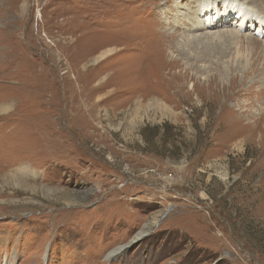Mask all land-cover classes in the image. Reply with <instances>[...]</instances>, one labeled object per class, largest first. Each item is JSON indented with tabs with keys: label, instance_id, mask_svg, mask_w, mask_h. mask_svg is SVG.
<instances>
[{
	"label": "rangeland",
	"instance_id": "374dc122",
	"mask_svg": "<svg viewBox=\"0 0 264 264\" xmlns=\"http://www.w3.org/2000/svg\"><path fill=\"white\" fill-rule=\"evenodd\" d=\"M200 1L0 0V264H264V39Z\"/></svg>",
	"mask_w": 264,
	"mask_h": 264
},
{
	"label": "bare ground",
	"instance_id": "6f19581e",
	"mask_svg": "<svg viewBox=\"0 0 264 264\" xmlns=\"http://www.w3.org/2000/svg\"><path fill=\"white\" fill-rule=\"evenodd\" d=\"M220 1L221 0H201L200 2H198V8L194 12H190L187 16L191 18L188 23L193 22V26L191 25V27L188 29L190 34L193 35L192 45L200 47V45L202 44V47L204 44L202 49H204V51L209 49V51L207 50L204 53L205 56H200V54L197 53L194 59L198 58L200 61H202V59L206 60L207 57L212 53H217L216 49L218 46L222 45V43H228L232 45L234 40H241L239 34H241V32L245 30L253 29L255 35L261 33L260 37L264 39V15L250 10L249 7H247L241 0H224L222 5L223 10L220 11L218 10ZM192 14H194L193 17ZM233 14L234 17H237L231 24L232 26H234L233 29H223L224 27L228 26V24H226L228 23V20H226L227 15L228 17H232ZM39 16H41V12H39ZM182 19L185 21L184 18ZM256 25H258L257 32H255ZM262 48V50L264 51L263 45ZM3 110L4 109L0 108V112ZM22 176V174H19V177ZM10 202L13 203L12 200ZM154 224H159V218L154 220ZM146 234L147 232H145L144 230L141 231L136 236L135 240L143 238ZM123 249H125V247H117L113 249L107 254L106 260L117 258L120 254H122Z\"/></svg>",
	"mask_w": 264,
	"mask_h": 264
}]
</instances>
